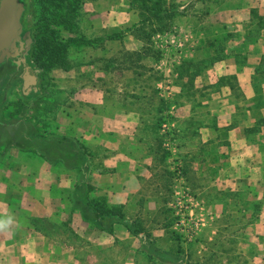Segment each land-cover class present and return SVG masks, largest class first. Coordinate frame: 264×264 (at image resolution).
I'll return each instance as SVG.
<instances>
[{"label":"crops","instance_id":"0c3cea01","mask_svg":"<svg viewBox=\"0 0 264 264\" xmlns=\"http://www.w3.org/2000/svg\"><path fill=\"white\" fill-rule=\"evenodd\" d=\"M19 1L21 2V0ZM87 1L88 7L84 9V12H86L85 16L89 17L90 24L93 23V27L89 28H92L94 36L103 34V17L110 20V23L104 28L113 32L125 23L123 20L131 16L130 9L121 7L123 2H129L128 0ZM176 1L183 7L188 2L191 4V13L188 14L189 10H187L185 16L174 21V24L177 22L180 25L179 30H183L182 24L186 23L185 20L194 18L195 10H193L192 4L196 3L195 6H197L198 2L197 0ZM256 2L264 9V0H256ZM205 3H208V0H205ZM216 3L215 7L210 4L208 15L216 16V20L218 19L219 22H222L226 16L236 22V26L234 25L236 28L226 30L234 35L226 47L236 50L238 44H244L242 40L245 38L242 36L244 30L241 28L247 27L252 17L248 13L242 18H235L239 15L237 12L245 11V8H239L240 6L237 5L228 8L224 7V4L220 5V2ZM258 3L255 5L258 6ZM260 16L264 17V14L262 13ZM183 18L184 21H182ZM120 20H122L121 23H119ZM209 20H212V17ZM244 21H246L245 25ZM247 28L245 36L250 32L259 36L264 32H254L249 27ZM174 29L177 30L176 27ZM184 29L186 30V28ZM193 31H195L193 28H190L189 31L186 30L185 36L190 37L194 40L193 43H196L200 32L193 33ZM169 32L164 31L158 34L173 35ZM129 39L138 42V39L131 35H129ZM109 42L112 44L89 47V52H94V57L92 60L87 57L86 64L80 66L82 71L76 76V81L79 84L110 83L118 85L120 82L125 83L124 77L114 74L113 71L110 72V77L103 75V54L110 52V56H113V50L117 47L116 42H120V40H110ZM116 50L118 49L116 48ZM263 50L262 44H247L245 48L248 53L247 58L245 57L246 60L242 63L235 62L230 58L214 64L213 69L219 71L218 76H226L225 79L231 78L236 87L242 88L246 99L251 100L253 76L262 61ZM5 63V60L0 61V68ZM16 66L19 67L21 64H16ZM23 71L20 73L21 80ZM34 72L36 76L34 86L23 90L22 83L21 98L22 96L35 97V91L40 84V73L36 70ZM127 73L126 83L130 80L133 83L137 81L136 76L139 74L133 70H127ZM1 79L0 72V222L8 219L11 222L6 227L0 226V264H74V255L70 248L62 246L59 251L55 252L52 246L53 240L35 227L36 220H49L56 211L63 215L65 211L69 210L68 223L73 227L81 228V240L94 246L105 244L111 248L115 241L120 242L129 238L139 242L145 240L146 236L141 232L137 238L130 235V227L132 229L150 228L153 234L154 229L162 227L166 229L163 223L160 224L161 222L165 224L166 221L160 214L165 211V201L167 200L166 192L162 190L161 176L149 168L152 160L142 157L140 150L144 146H150L147 137L145 138L143 135L141 137L138 134L146 130V123L144 119L135 118L137 114H131L124 108L121 110L116 108L114 102L120 98L117 94L113 99L114 95H110V92L104 94L101 91L98 92L97 89L94 90V87H88L90 89L84 87L81 92L79 90L75 95H65V100H69L68 104L66 103L62 110L52 113L50 111L53 110V107L44 109L42 107L44 102H40L38 107L33 109L35 113L30 119L32 126L21 129L20 127L24 123V119L21 117V106L7 101L8 85L3 84ZM262 87L264 94V82H262ZM214 94L220 96L222 94L221 97H218L222 104L221 108L213 110L214 114L212 113V115L218 120L222 118L228 122L222 125L225 126L222 129H217L219 126L217 123L207 126L205 130L208 135L204 142L206 141V145L209 147L217 143L218 139L221 141L223 138L224 145L227 146H217L218 152H220V147H224L223 151L226 156L221 159L219 157V160L207 159L210 166H217L212 170L213 172H206L201 177H198L197 174L191 176L196 182L198 178L205 180L203 188L207 194H210L209 200L204 205L210 216L207 224L216 227L222 213L230 210L239 212L246 210L240 203L228 202V197H232L233 194L246 197L248 201L260 200L264 207L262 199L264 198V143L253 141L246 135L245 130L255 128V121L258 119H254V115H252L254 111L244 110V113L241 114L239 109L233 106L231 101L236 94L235 88L222 86L212 95ZM48 100L52 101L53 99L49 96ZM223 104L226 107L230 106L225 108L222 106ZM12 106L14 109L11 110ZM260 112V116L263 118L264 107L260 109ZM141 114L145 115L144 112ZM216 114L217 116H215ZM254 114L257 113L254 112ZM6 120L9 121L6 122ZM260 132L258 131L253 136L251 134V136L259 135ZM217 134L220 136L215 142H211L209 139L216 138ZM124 146L126 147L123 150ZM50 164L55 165L54 168L57 165H65L66 170L62 168L60 172L54 171ZM220 165L222 167L219 168ZM63 169L64 172L61 173ZM190 177L189 179H191ZM56 185L60 188L58 189ZM88 188L92 190L91 193L94 196H100V199L105 196L109 202L108 206L112 209L111 223L94 214L96 222L107 232L101 231L99 227L91 228L89 226L86 219L89 210L85 206L86 200L90 199L87 196H91ZM56 189L59 191L60 197H54L52 194ZM217 192L219 193L216 194ZM220 194L224 197L223 199L219 198ZM70 199L81 203L82 211L80 209L75 211ZM71 206L72 214L70 213ZM141 220H145V222L142 223ZM139 221L142 226L137 224ZM156 222H159L158 226L155 224ZM147 223L149 224L145 225ZM154 225L155 227H153ZM256 225L264 226L263 220L259 219L251 227ZM251 229L249 230L251 231ZM242 232L247 234V228ZM159 234L162 235V233ZM213 234H215L214 230ZM213 237L210 236V239ZM61 242L66 243L65 241ZM134 243L135 241H133V245ZM249 244L256 246L255 252L248 251ZM241 246L242 248L228 254L229 258L226 260H230V264H264V238L250 233L248 245L244 240L241 242ZM209 250L208 248L200 249L199 254L204 256L206 252L209 253ZM130 255L133 253H129ZM168 255L169 252L164 251L157 256V260L164 261V264L174 263L167 261ZM235 257H237L236 263L234 262ZM94 259L97 260V257ZM134 261V257L132 259L128 257L122 264H135Z\"/></svg>","mask_w":264,"mask_h":264},{"label":"rangeland","instance_id":"374dc122","mask_svg":"<svg viewBox=\"0 0 264 264\" xmlns=\"http://www.w3.org/2000/svg\"><path fill=\"white\" fill-rule=\"evenodd\" d=\"M87 2V0H84L83 9L88 7ZM197 2V6H195L196 3L192 4L193 10H195L194 18L185 20L186 23L182 24V28L184 27L188 31L190 28H193L195 31L200 32L198 42L193 43V39L186 37V30L184 28L183 30H179L178 27L180 25L177 22L175 24L173 22L169 30V33L173 35L170 36L168 33L159 35V32L155 33L151 38V42L145 44V47L151 51L140 53L141 57L137 62L138 67L136 69L139 75L136 76V82L133 83L130 80V82L126 83L128 73L125 66H120L113 70L114 74L116 73L120 77L123 76L125 79L123 80L125 83L120 82L118 85L110 83L81 85L76 81V76L82 71L80 66H76L70 71L53 69L48 76L49 80L47 79L42 82L43 80L40 77V84L35 91L34 98L33 96H22L21 98L20 94L22 93L20 91L23 83L20 79L21 71L26 66H29L40 73V69L30 58L35 22L40 15L39 0H21L24 7L21 17V36L23 41H30L29 48L22 55L5 57L6 63L0 68L2 74L1 82L8 85L7 101L21 106V117L24 119V123L20 128L26 129L27 126H32L30 119L35 113L33 109L38 107L40 102H44V106H42L44 109L53 107V110L50 111L52 113L62 110L66 103L68 104L69 100H65V95H75L79 90L81 92V89L84 87H94V90L97 89L98 92L101 91L104 94H109L110 92V95H114L113 99L116 98L117 94L120 98L114 102L116 108L120 110L124 108L131 114H137L138 116L135 115V118L138 117L139 120L144 119L145 121L146 130L138 134L141 137L142 135L145 138L147 137L146 139L150 143V146L140 148L142 157L152 160L149 168L161 176L162 190L166 192V209L160 214L166 220L165 224L164 222L160 224L163 223L166 229L164 227L154 229L153 234L150 228H135L136 233H131L130 235L137 238L139 234L143 233L146 238L142 242L129 238L120 242L115 241L111 245V248L105 244L94 246L85 243L84 240H81L82 229L73 227L68 223L69 210L65 211L63 215L56 211L49 220H36L35 223L38 222L42 227L49 230L48 236L53 240L52 246L55 252L59 251L62 246L72 250L75 259L74 264H122L128 257L130 259L134 257L135 264H164V261L157 260V256L164 251L169 252L167 261L174 262H169L168 264H230V260H226L229 258L228 254H232V251L242 248L241 242H244V240L248 245L250 233L261 236L262 239L264 238V226L260 227L256 225L251 227L259 219L263 220L264 225V207H262V201H248L246 197L233 194L232 197H228V202L232 204H235V202L240 203L242 206L244 205L246 210L244 212L236 210L226 211L222 213L220 220L218 218L216 227L213 225L209 226L210 224L207 223L210 216L206 212L204 205L209 200L210 194H207V191L203 188L205 180L198 178L196 182L191 176L197 174L198 177H201L206 172H213L212 170L217 166H210L207 163V159L212 160V158H215L219 160V157L221 159L226 156L223 151L224 147H220V152H218V146H223L225 143L223 138H221V141L218 139L217 143L209 147L206 145L207 142H204L208 135V132L205 130L207 126L216 125L217 123L219 125L217 129H222L225 128L222 125L228 122H225L222 118L218 120L217 117L212 115V113L214 114L213 110L221 108L220 105L222 104L218 99L222 94L221 96L212 94L222 86L235 88V97H232L233 99L230 101L233 106L239 109L241 114L244 113V110L257 113L254 114L253 112L252 115H254V119H258L255 123L259 124V131L261 132L259 135L254 136L253 140L258 141L260 144L264 143V117L260 116V109L264 107V94L262 92L264 62L261 63L264 60V50L261 54L262 61L258 65L260 69L256 71L254 76L252 75L256 77L257 82L251 85V100L246 99L242 88L236 87L231 78L225 79L226 76H218L219 71H214L213 69L214 64L230 58L234 59L235 62L242 63L246 60L245 57L247 58L248 53L245 51L247 44L255 43L264 46V32L259 36L251 32L245 36L248 28L241 26V29L244 30V34L242 35L245 37L242 39L244 44H238L236 50L227 49V43L231 42L234 35L226 30L236 28L234 27V25L236 26V22L230 19L231 17L228 18V16H224L225 19L219 22L218 19L216 20V16L208 15L210 4H212V7H215L216 2H220V5L224 4V7L228 8H232L235 5L240 6L239 8H245V11L237 12L239 15L235 18L244 17L250 13L251 9H254L257 15H261L262 13L264 14V9L256 0H208V3H205V0H197ZM257 3L259 4L258 6L255 5ZM184 5L189 10L188 14L189 12L191 13L190 2ZM228 5H231V7ZM121 7L130 9L128 2H123ZM130 14V17L123 20L125 23L120 26L119 30L123 31L128 25L139 20V14L136 9H130ZM209 16L212 17V20H209ZM198 19H201V21H198ZM182 21H184V18ZM102 22L105 27L110 23V20L103 17ZM121 22L122 20L119 23ZM187 23L189 25H186ZM243 24L245 25L246 21ZM80 25L88 38L92 39L96 36L98 38L100 35L96 34L94 36L92 28H89L90 26L93 27V23L90 24L89 17L84 16V18L80 19ZM104 27L102 28L103 30L106 29ZM174 27H176V31ZM96 29L98 30V28ZM106 31L109 32L108 29ZM102 35L105 36L106 34ZM69 36H72V34L64 33V37ZM242 36L241 38H243ZM105 44L110 45L112 43L106 42ZM116 46L118 50L114 48V55L110 56V52L106 51V56L108 55V59L116 57L119 61L123 62L126 61L125 51L140 52L144 43L140 40L138 42L131 41L129 35H125L120 42H116ZM75 50L71 51L69 56L76 58L75 55L77 53L74 52ZM91 56L94 57V52H91L90 58ZM105 61L106 58H104L103 63ZM16 64H21V66L18 67ZM127 64L129 63L123 65ZM196 66L199 67V72L195 76H191L195 72L193 70ZM103 75L110 77V72H103ZM105 76L104 78H106ZM22 89L25 90L24 86ZM240 95H242V98H240ZM49 96L53 99L52 101L48 100ZM222 106L228 108L230 105L226 107L223 104ZM12 107L11 110L14 109V106ZM142 112L145 113L144 116H142ZM147 112H149V115H147ZM159 118L161 119L160 124L158 123ZM218 136L220 135L217 134L216 138L208 139L211 142H215ZM7 143L9 142L7 141ZM125 147L122 149L124 150ZM50 165L54 171L60 172L62 168L66 170L65 165H57L55 168V165ZM39 166L42 165L39 164ZM64 169L61 173L64 172ZM154 173L152 172V176ZM157 178L160 177L157 176ZM56 187L60 188L57 185ZM90 190L88 188V192L91 194V196H87L90 198L89 200H99L100 196H94L91 193L92 190ZM177 192L189 194L194 212L190 214L187 211L179 212L176 206V203H178L176 199ZM52 194L54 197H60L57 189ZM219 198L223 199L224 197L220 194ZM106 199L105 196L102 197L103 206L109 203ZM262 199L264 200V198ZM70 202L73 203L75 211L78 209L82 211L81 203L74 202L72 199H70ZM64 203H66V200H64ZM72 210L71 206L70 213H73ZM110 218L107 217L105 220H109L111 223L112 220ZM86 219L91 228L99 227L101 231L107 232L96 222L94 213L88 211ZM141 222L144 223L145 220H141ZM141 222L139 221L137 224L140 225ZM155 224L158 226L159 222ZM224 224L227 225L223 226ZM246 228L248 233L244 232L247 234H243L242 230L244 231ZM213 230L215 234H213ZM239 231L240 233H238ZM159 233H162L163 237ZM210 236H214V240L210 239ZM61 241H65L66 243H62ZM133 241H135L134 245ZM249 245L250 249L248 251L255 252L256 246L253 244ZM206 248L210 249L209 253L206 252L204 256L201 253L199 254L200 249L205 250ZM129 253H133V255L129 256ZM95 257H97V260L94 259ZM236 259L237 257L234 259L235 263L237 262Z\"/></svg>","mask_w":264,"mask_h":264},{"label":"trees","instance_id":"16d2710c","mask_svg":"<svg viewBox=\"0 0 264 264\" xmlns=\"http://www.w3.org/2000/svg\"><path fill=\"white\" fill-rule=\"evenodd\" d=\"M128 1L129 8L138 11L139 20L128 25L123 31L119 29L113 32L103 30V34H106L105 36L101 34L98 38L96 36L90 39L85 35L80 25V19L86 15V13H83L84 0H39L40 15L35 22L30 58L40 69L42 82L49 80L48 76L53 69L70 71L76 66L86 64L87 57L90 58L91 53L89 52V47L103 45L110 40H121L125 35H131L144 43L142 50L140 52L125 51L126 61L123 62L116 57L108 59L109 57L107 58L104 52L103 60L106 58V61L102 64V69L105 73L107 71L111 72L120 66H125L127 70H133L138 74L136 69L138 67L137 62L141 57L140 53L151 51L145 47V44L151 42V38L155 33L169 31L175 20L187 14V7H183L174 0ZM250 15L252 18L247 27L254 32L264 30V17L257 15L254 9L250 10ZM64 33L72 34V36L64 37ZM73 50L77 53L75 55L76 58L69 56ZM92 59L93 57L91 56ZM263 62L264 60L261 63ZM125 63L129 64L123 65ZM259 69L260 67L256 71H259ZM193 71L195 72L191 76L198 74L199 67H194ZM256 82V77H254L252 84ZM160 122L161 119L159 118L158 123L160 124ZM258 131L259 124H256L255 128H247L245 133L251 137V134L253 136ZM250 139L253 140V137ZM102 203H104L102 199H87L85 206L89 212L97 214L99 217L101 216V219H106L111 216L112 209L108 205L103 206ZM34 224L40 231L49 235V230L42 227L38 222ZM129 230L131 233H136V229L130 227Z\"/></svg>","mask_w":264,"mask_h":264},{"label":"water","instance_id":"95a60500","mask_svg":"<svg viewBox=\"0 0 264 264\" xmlns=\"http://www.w3.org/2000/svg\"><path fill=\"white\" fill-rule=\"evenodd\" d=\"M23 9L19 0H0V61L5 57L22 55L29 48L30 41H23L21 37ZM21 77L25 90L34 86L36 76L31 67L26 66Z\"/></svg>","mask_w":264,"mask_h":264},{"label":"built area","instance_id":"2783aa9c","mask_svg":"<svg viewBox=\"0 0 264 264\" xmlns=\"http://www.w3.org/2000/svg\"><path fill=\"white\" fill-rule=\"evenodd\" d=\"M176 199L178 202V203H176V206L178 207L179 212L187 211L188 214L194 212L193 203H192L191 199L189 198L188 193H186V192L178 193L177 192L176 193ZM182 199H183V201H182ZM184 220H183V222H184Z\"/></svg>","mask_w":264,"mask_h":264},{"label":"clouds","instance_id":"9594fccd","mask_svg":"<svg viewBox=\"0 0 264 264\" xmlns=\"http://www.w3.org/2000/svg\"><path fill=\"white\" fill-rule=\"evenodd\" d=\"M11 222L10 219L0 222V226L6 227Z\"/></svg>","mask_w":264,"mask_h":264}]
</instances>
